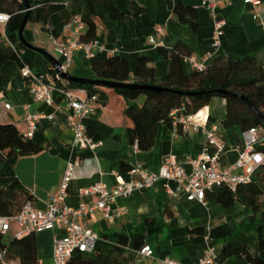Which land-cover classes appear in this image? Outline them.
Segmentation results:
<instances>
[{"label": "crops", "instance_id": "1", "mask_svg": "<svg viewBox=\"0 0 264 264\" xmlns=\"http://www.w3.org/2000/svg\"><path fill=\"white\" fill-rule=\"evenodd\" d=\"M202 1L114 0L116 7L124 13V19L97 20L93 41L98 43L101 50L93 48L88 54L78 48L73 51L69 66H66L64 59L52 47V35L43 29L41 23L27 22L23 36L33 47L58 59L66 67V72L77 78L96 79L88 64L89 58L94 55L101 58L119 56L128 62L131 73L137 57L146 56L156 77L163 78L169 72L170 61L160 55L158 47L169 50L177 43L183 44L190 53L189 57L205 68L217 59L236 61L251 56L264 72V0H259L257 10L244 4L243 0H222L217 3L216 15L224 21L221 46L217 51L211 48L212 19ZM133 2L143 7V12L138 17L133 15ZM178 4L196 10L194 28L178 21L173 13ZM156 26L164 30V35L155 43H150L149 38L153 36ZM48 27L57 33V37L53 38L59 44L65 45L73 41V28H67L63 24L59 13L50 16ZM5 42L4 25L0 24V44ZM20 51L30 61V69L34 73L49 74L52 67L43 56L23 46ZM182 65L185 74L193 71L190 65L183 62ZM19 69L14 61L5 62L0 69V124H11L22 135L27 129V115L42 116L31 140L40 144L43 150L35 155L18 158L13 168L24 191L32 195L35 208L43 209L47 206L49 199L59 188L67 162L72 159L79 158V163L73 170L65 205L77 209L82 203L92 204L96 201L93 197L81 196V189L95 183L113 186L116 183L113 172L121 180L127 181V172L121 171L122 165L130 168L139 165L156 171L167 157L173 156L189 174V162L204 150L203 131L206 128L214 127L216 136L226 147L223 165L233 164L242 148L243 132L237 126H222L226 102L214 97L193 115V125L181 134L173 135L171 129L159 126L152 148L148 152H141L129 143L126 134L125 126H129L130 122L125 120L126 124H123L125 103L109 92L107 104L103 107L96 105L83 121L96 148L89 156L81 157L72 147L73 132L65 102L60 99L48 106L36 101ZM72 90L79 96L85 95L82 89ZM143 102V96L136 100L138 106ZM5 104L10 106L8 110L4 108ZM47 116L53 118L48 120ZM256 148L264 151V134L260 135ZM176 188L173 181H159L148 190L116 199L111 210L122 209L123 214L113 222L96 211L83 218L81 224L95 232L100 240L111 245L118 244L117 235H124L128 238L126 253L132 251L134 238L143 235L144 246L150 247L153 258L142 259L136 255L130 264H159L158 259L163 257L192 264L208 249L215 252L221 264H252L242 254L230 257L223 255V246L235 239L243 241L250 257L264 262V245L259 246V238L264 239V209L255 212L239 202L224 208L217 201L216 187L205 191L202 203L188 201L185 194L177 192ZM17 231L16 223L12 222L7 233L2 236V243L9 244L15 239ZM61 236L62 232L59 230L35 234L38 264H53V239ZM0 262L19 264L17 259L3 261L1 253Z\"/></svg>", "mask_w": 264, "mask_h": 264}, {"label": "trees", "instance_id": "2", "mask_svg": "<svg viewBox=\"0 0 264 264\" xmlns=\"http://www.w3.org/2000/svg\"><path fill=\"white\" fill-rule=\"evenodd\" d=\"M27 1L31 8L28 22L41 23L43 29L54 37H57V33L48 27L52 14L59 13L64 25L79 16L85 25L84 31L79 36L81 44H88L94 40L97 20L122 21L125 17L116 7L114 0ZM132 10L133 15L138 17L143 12V7L133 2ZM25 12V3L21 0H0V13L9 16L4 25L6 42L0 44V69L7 61L16 62L19 68L23 65L31 66L30 61L20 51L22 46L17 36ZM173 13L179 22L189 24L192 28L196 26L197 12L194 8L178 4L174 7ZM158 52L164 59L170 61L168 74L160 79L156 77L155 70L146 56L137 57L132 73L128 62L119 56L101 58L94 55L89 58L88 64L96 79L167 88L181 92L182 95L138 89L110 90L88 85L64 84L61 81L56 82V87L82 89L87 95H97V102L102 107L108 102L109 92L121 98L126 105L123 124H126L125 120L130 122L129 126H125L129 143L135 145L141 152H148L152 148L159 126L163 125L171 129L170 113L179 109L182 104H184V114L195 115L209 103L210 99L217 97L226 102L223 127L237 126L245 132L263 124L259 115L264 116V72L255 58L246 56L236 61L217 59L203 71L193 70L190 74H185L182 58L190 56V53L183 44L177 43L169 50L159 46ZM49 74L55 76L53 69L49 70ZM25 81L28 84V81ZM198 92L202 94L186 96ZM141 96L144 97V102L138 106L136 100ZM59 100L56 98L55 101ZM207 124H210V119ZM177 133H182L180 128L177 129ZM42 150L40 144L34 143L31 139H23L15 126L0 124L1 217H15L27 201H33L32 195L25 192L20 185L13 168L18 158L35 155ZM261 152L264 154V151ZM89 155V153L80 154L81 157ZM130 169L123 165L121 167L123 173ZM217 201L224 208L239 202L255 212L264 209V165L252 174L248 184L238 185L235 192H231L225 186L218 188ZM116 237L117 245L99 240L92 254L74 252L68 264H130L144 246L143 235L134 238L130 253H126L128 238L121 234ZM1 239L2 236H0V253L3 261L17 259L19 264H38L34 234L19 240L13 239L9 244L2 243ZM263 245L264 239L260 237L259 246ZM222 253L225 257L242 254L252 264H264L260 259L250 257L245 244L240 239L223 246Z\"/></svg>", "mask_w": 264, "mask_h": 264}, {"label": "built area", "instance_id": "3", "mask_svg": "<svg viewBox=\"0 0 264 264\" xmlns=\"http://www.w3.org/2000/svg\"><path fill=\"white\" fill-rule=\"evenodd\" d=\"M220 1L222 0L202 1L203 7L212 19L211 48L215 51L221 46L222 28L224 26V21L216 15V6ZM243 3L252 6L255 10L260 5L259 0H243ZM8 19V15L0 13V24L5 25ZM66 27L73 28L74 39L72 42L62 45L53 36H50L52 47L64 59L66 66L71 64L73 51L78 48H82L88 54L93 48L101 50L98 43L94 41L88 44L79 43V36L85 28L79 16L74 17ZM163 35L164 30L160 26H156L153 36L149 38L150 43H155ZM182 62L190 65L193 70H205L202 64L195 62L189 56L182 58ZM61 69L66 71V67L62 63ZM19 71L22 79L28 81L29 92L36 101L43 102L48 106L54 105L56 98L65 102V108L69 112V124L73 132L72 147L80 154H92L96 144L87 133L83 121L98 105L97 95H87L84 92V96H79L76 91L70 88H57V81L64 82L56 73L55 76L50 74L39 75L34 73L28 65H23ZM4 108L8 110L10 106L5 104ZM183 108L184 104L170 113L173 135L178 134V128L184 132L189 126L193 125V115L184 114ZM41 117L40 115L26 116L27 129L22 134L23 139L32 138L36 124ZM52 118L53 116H47L48 120ZM194 129L197 128L194 127ZM203 132L205 137L204 150L196 159L189 162V174L185 172L182 164L173 156L167 157L156 171L144 169L139 165L134 166L127 172V181L121 180L113 172L112 175L116 177V183L113 186L108 187L102 183H95L79 191L81 196L93 197L96 201L92 204L82 203L77 209L65 205L69 183L73 178V170L79 163V158L69 160L59 188L49 199L47 206L43 209L35 208L32 201H27L17 216L12 218L0 216V236L7 233L12 222L17 225L18 231L15 235L17 240L43 231L59 230L62 232V236L53 239L52 262L53 264H68L74 252L92 254L96 243L100 240L95 232L81 224L83 218L100 211L106 220L113 222L114 219L123 214L122 209H116L113 212L111 210V206L116 199L127 198L136 192L148 190L159 181L164 183L173 181L177 186L176 191L183 192L188 201L202 203L205 191L225 186L231 192H235L238 185L248 184L252 174L264 165V154L256 148L260 135L264 134V121L261 126L242 133V148L239 150L234 163L228 166L222 163L226 147L216 136L215 128H206ZM137 255L142 259L149 260L153 258L152 250L148 246H143ZM158 262L159 264H183L169 257L158 259ZM192 264L221 263L218 261L215 252L208 249L201 258Z\"/></svg>", "mask_w": 264, "mask_h": 264}, {"label": "water", "instance_id": "4", "mask_svg": "<svg viewBox=\"0 0 264 264\" xmlns=\"http://www.w3.org/2000/svg\"><path fill=\"white\" fill-rule=\"evenodd\" d=\"M25 3V7H26V12L25 15L21 21L17 36H18V40L20 42V44L29 49L32 50L38 54H40L41 56H43L48 63L51 65L52 69L55 71L56 74H58L59 78L67 83H72V84H78V85H82V86H92V87H97V88H104V89H110V90H115V89H138V90H142V91H152V92H170V93H174V94H178V95H182L181 92L178 91H174L171 89H167V88H159V87H155V86H148V85H136V84H124V83H116V82H110V81H105V80H100V79H84V78H77L74 76H70L66 71L61 69V62L56 59L55 57H53L52 55L48 54L47 52L35 48L32 45H30L23 36V31L26 27V24L28 22L29 19V15H30V5L28 3L27 0H21ZM219 93H225L224 91H219ZM202 93H189L186 94V96H195V95H199ZM251 106V105H250ZM253 111L255 113H257L256 109L251 106ZM260 118L264 121V116L259 115Z\"/></svg>", "mask_w": 264, "mask_h": 264}]
</instances>
